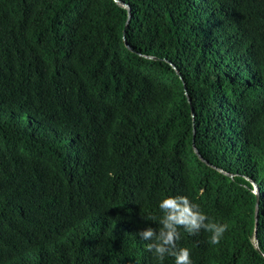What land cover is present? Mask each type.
I'll return each instance as SVG.
<instances>
[{
	"label": "trees",
	"instance_id": "1",
	"mask_svg": "<svg viewBox=\"0 0 264 264\" xmlns=\"http://www.w3.org/2000/svg\"><path fill=\"white\" fill-rule=\"evenodd\" d=\"M118 1L0 0V264H175L168 197L228 226L191 264H264V0Z\"/></svg>",
	"mask_w": 264,
	"mask_h": 264
},
{
	"label": "clouds",
	"instance_id": "2",
	"mask_svg": "<svg viewBox=\"0 0 264 264\" xmlns=\"http://www.w3.org/2000/svg\"><path fill=\"white\" fill-rule=\"evenodd\" d=\"M159 208L163 213L160 220L162 228L159 232L151 227H145L138 232L143 241H150L146 245L154 252L158 260L162 261L166 255L175 258V264H191L189 251L186 248L175 250L177 226H183L189 234L203 229L210 233L209 243L216 245L227 230V225L213 222L211 217L202 213L195 204H191L186 197H168L160 201Z\"/></svg>",
	"mask_w": 264,
	"mask_h": 264
},
{
	"label": "water",
	"instance_id": "3",
	"mask_svg": "<svg viewBox=\"0 0 264 264\" xmlns=\"http://www.w3.org/2000/svg\"><path fill=\"white\" fill-rule=\"evenodd\" d=\"M117 3H119V1L118 0H115ZM127 22H126V25H125V28H124V31H123V36H124V32H125V30H126V27H127ZM123 39H124V43H125V46L128 48V46H127V44H126V41H125V38L123 37ZM129 49V48H128ZM194 152H195V154L197 155V157L201 160V161H203L202 159H201V157L199 156V154L197 153V151L196 150H194Z\"/></svg>",
	"mask_w": 264,
	"mask_h": 264
}]
</instances>
